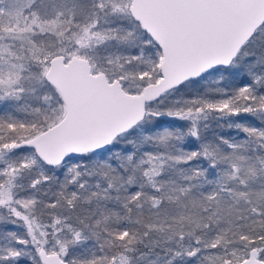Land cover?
<instances>
[{
	"label": "snow or ice",
	"instance_id": "obj_1",
	"mask_svg": "<svg viewBox=\"0 0 264 264\" xmlns=\"http://www.w3.org/2000/svg\"><path fill=\"white\" fill-rule=\"evenodd\" d=\"M0 264H264V0H0Z\"/></svg>",
	"mask_w": 264,
	"mask_h": 264
}]
</instances>
